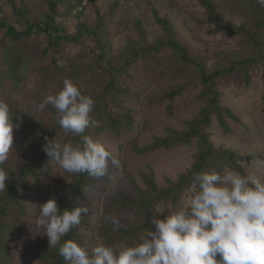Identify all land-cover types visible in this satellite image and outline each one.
I'll return each mask as SVG.
<instances>
[{
    "label": "trees",
    "instance_id": "1",
    "mask_svg": "<svg viewBox=\"0 0 264 264\" xmlns=\"http://www.w3.org/2000/svg\"><path fill=\"white\" fill-rule=\"evenodd\" d=\"M20 1L18 7V0H0V14L3 17L0 20V81L8 76L20 84L25 79L27 67L35 62L37 74L45 80H59L68 71L76 81L87 78L88 85L84 91L66 92V102L61 110L52 107V124L30 119L16 104L0 101V107L7 111L2 115L3 122L7 126L28 131L37 141L24 147L11 137L0 138V143L12 151L15 160L9 165L0 163L3 176L0 186V264L9 262L11 255L8 249L13 242L11 237L18 234L24 223L22 200L25 182L29 178L38 179L49 161L67 154L66 145H74L77 153L73 161L72 182L62 190L63 199L53 210L52 219L58 222L56 230L36 248V252L41 264H75L72 257L76 251L91 255L92 246L82 228L89 226V217L80 204L85 200L87 187L93 184L92 176H106L101 161L107 151L90 148L87 140L104 131L118 133L123 128L134 127L136 122L131 111L125 107L126 89L122 79L129 75L130 68L138 61L169 49L177 58L176 63L181 69L179 74L186 80L156 97L157 103L174 102L195 86L201 88L199 99L204 105L188 122L186 131L168 130L167 136L156 138L150 145L139 147L134 141L132 147L144 155L160 149L190 146L196 142L198 152L188 171L176 182L168 180L164 187H159L153 171L142 174V184L132 178L133 194L119 191L111 199L110 205L114 211L134 213L136 221L122 224L106 215L97 228V237L105 250L121 245L132 248L127 264L157 263L172 256L190 257L193 252L209 246L210 254L192 264H264V233L244 243L233 238L239 233L243 222L259 215L260 207L234 211V203L220 193V179L226 178L227 174L240 176L248 182L243 165L250 164L256 157L216 148L208 133L214 120L218 121L223 131H227L230 129L227 119H236L222 105L217 82L233 77L240 70L247 71L255 66L264 68V5L260 0H235L245 20L237 25L226 22L224 14L212 0H197L205 8L216 33L241 36L243 40L240 51L221 53L212 68L201 57L190 55L187 47L177 40L171 23L157 14L156 21L163 31L159 39L150 43L146 33L139 29V39L130 40L124 51L114 56L106 41L105 18L99 17L96 0H89L84 7L96 13L95 24L79 20L84 9L77 10L83 0L66 2H71L69 13L76 11L75 18L79 20L76 33L71 35L56 21L57 16H64L58 11L64 0H43L38 10L48 17L46 21L39 17L33 20L31 10L24 0ZM5 5L11 8V17L4 14ZM114 12L115 8H112L106 16H113ZM68 16L65 15V18ZM65 44L81 50L70 55L64 48ZM61 57L67 62L64 67L59 64ZM118 61L123 63L118 65ZM191 189L203 201L199 211L201 219L209 223L207 232L182 244L156 241L159 236L160 205L173 209V223L178 229L188 227L189 213L183 197Z\"/></svg>",
    "mask_w": 264,
    "mask_h": 264
},
{
    "label": "rangeland",
    "instance_id": "2",
    "mask_svg": "<svg viewBox=\"0 0 264 264\" xmlns=\"http://www.w3.org/2000/svg\"><path fill=\"white\" fill-rule=\"evenodd\" d=\"M61 2L56 21L71 35L77 31L79 20H86L92 24L97 21L96 13L90 8L84 9L82 2L78 11H82L80 19H76V11L69 13L68 6ZM245 1V0H242ZM43 0H24L31 17H38L42 21L48 17L38 10ZM224 14V20L237 25L245 22L238 11L235 0H212ZM264 5V0H260ZM18 0L17 6L20 7ZM117 6V7H114ZM96 7L100 11L99 17H104L109 47L114 56L122 53L130 40L139 39V29H142L150 43H154L162 34V28L156 21V14L167 19L177 40L185 45L190 55L201 57L209 68L218 62V55L227 52L240 51L241 36H230L216 33L215 26L209 22L205 8L197 0H96ZM115 8L113 16H106L110 9ZM4 14L11 17L12 11L8 5L3 6ZM69 15L65 18V15ZM74 15V16H73ZM79 15V13H78ZM3 17L0 14V20ZM11 23L12 20H9ZM141 31V30H140ZM65 44L64 48L70 55L81 49L74 45ZM44 48V45H42ZM63 48V50H64ZM1 51V50H0ZM67 56V53L65 54ZM176 56L172 50H165L158 55H151L138 61L124 76L122 83L126 89L124 97L125 107L131 111L136 124L132 129L123 128L118 133L104 131L94 134L87 140L92 149H103L107 155L101 161L105 177L94 174L93 184L87 187L85 200L80 208L89 217V226L82 227L84 236L91 246V255L82 251L73 254L75 264H127L133 249L121 245L115 249L105 250L101 240L97 237V228L106 215L122 224L136 221V216L128 211H114L111 199L121 191L132 195L131 179L142 184V174H155L159 187L167 185V181L176 182L185 174L194 162L198 152L196 142L190 146H180L173 150L160 149L140 155L133 147L135 141L139 147L153 143L156 138L167 136L168 130L186 131L200 108L204 105L199 99L201 88L192 86L174 102L157 103L160 97L169 89L181 85L186 78L179 74L180 66L176 63ZM118 61V65L122 64ZM59 64L64 67L67 62L59 58ZM37 64L33 62L27 67L25 79L18 84L13 78L1 79L0 101L16 104L30 119L41 120L52 124V107L63 108L66 92L84 91L88 85L87 78L76 81L67 71L59 80H45L37 74ZM264 68L255 66L247 71L240 70L233 77L217 82V90L221 94V103L229 109L236 119L228 118L229 130L223 131L217 120L208 131L211 141L216 148L229 149L241 155L249 154L256 158L243 167L248 182L240 176L227 174L220 179L221 195L234 203V211H247L255 206L260 207L259 215L253 220L243 222L239 233L233 238L241 243L251 241L264 233ZM109 79V78H108ZM17 86L18 88H16ZM7 111L0 107V138L11 137L21 146H31L37 141L25 130L7 126L2 115ZM39 146V144H37ZM66 153L56 156L49 161L38 179L29 178L24 184L25 207L24 223L17 235L11 237L9 246L11 255L7 264H41L38 260L36 248L56 230L58 222L53 217V210L63 199L62 190L68 188L72 182L74 172L73 161L76 158L74 145H66ZM12 151L0 143V163L9 165L15 162ZM17 160V159H16ZM228 173V172H225ZM3 176L0 173V186ZM184 205L189 213V225L185 230L178 229L174 223L173 209L160 205L158 211L159 236L156 241L167 240L182 244L199 234H205L209 223L200 216L202 200L195 196L191 189L183 197ZM211 247H206L192 253L190 257L172 256L157 263L144 264H192L207 257ZM243 264V263H241Z\"/></svg>",
    "mask_w": 264,
    "mask_h": 264
},
{
    "label": "built area",
    "instance_id": "3",
    "mask_svg": "<svg viewBox=\"0 0 264 264\" xmlns=\"http://www.w3.org/2000/svg\"><path fill=\"white\" fill-rule=\"evenodd\" d=\"M89 0H83V4L84 6H86L88 4Z\"/></svg>",
    "mask_w": 264,
    "mask_h": 264
}]
</instances>
